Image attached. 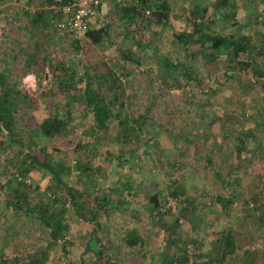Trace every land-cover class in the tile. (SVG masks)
<instances>
[{"label":"rangeland","instance_id":"374dc122","mask_svg":"<svg viewBox=\"0 0 264 264\" xmlns=\"http://www.w3.org/2000/svg\"><path fill=\"white\" fill-rule=\"evenodd\" d=\"M192 1L169 0L165 24L144 16L134 27L118 9L119 2L134 0H102L101 12L88 28L106 23V33L93 43L86 35L71 39L55 32L54 2L0 0V76L18 91L12 114L14 132L21 138L8 140L0 131V261L21 264L35 256L31 264H167L170 255L183 254L186 247L188 264H264V86L260 78L251 80L254 67L264 70V55H253L249 66L240 68L226 52L211 58L206 47L181 43L173 33L193 26L187 12ZM202 1L205 9L195 16L208 28L247 34L253 46H264V19L257 18L264 1ZM165 55L181 63L167 72ZM183 65L197 79L185 76ZM109 72L117 80L112 82ZM86 74L106 99L118 93L111 107L126 113L131 123L139 125L140 119L133 120L144 115V130L134 133V141L118 136L116 115L105 127L94 126L80 99ZM26 75L33 81H25ZM54 111L68 119L60 132L46 137L38 131V121ZM238 137L244 145L236 153ZM27 149L39 159L63 163L68 171H62L61 181L84 193L88 202L94 180L98 187H111L121 173L130 177L135 193L119 195L113 189V197L108 192L110 202L93 220L89 214L77 216L66 199L65 232L52 239L49 228L24 206L40 199L47 209L56 208L62 199L51 201L47 193L61 197L64 187L36 165L26 175L27 185L5 183L15 165L28 162ZM87 157L92 177L75 168L76 161ZM18 189L27 193L23 201L19 198L20 209L5 201L18 199ZM151 194L160 201L155 209L148 201ZM216 194L222 198L216 200ZM92 226L103 245L99 256L83 250ZM227 228L235 246L218 262L215 237ZM131 229L141 243L127 246L123 238ZM245 247L259 248L255 262L250 255L242 259Z\"/></svg>","mask_w":264,"mask_h":264},{"label":"trees","instance_id":"16d2710c","mask_svg":"<svg viewBox=\"0 0 264 264\" xmlns=\"http://www.w3.org/2000/svg\"><path fill=\"white\" fill-rule=\"evenodd\" d=\"M50 2H54L55 4H60L64 0H49ZM221 3L226 2L225 0H220ZM262 2L264 0H261ZM222 3V4H223ZM169 0H153L151 3L148 0H134L132 4H126L122 5L120 2L118 4V9L124 14V17L128 22H131L134 27L144 16L147 17V19H153V21L159 22V23H166L168 16L170 14V6H169ZM225 4V3H224ZM146 5L151 7V10H149ZM146 8H145V7ZM206 4L201 0H193L190 6V9H187V12L192 16V23L193 26L189 29L185 30H179L178 32H174L173 35L175 38H177L181 43H189L190 47H193L195 44H199L201 47H206L208 49V55L211 56V58L215 57V54H220L221 52H226L231 55V60L235 59V63L239 64L240 68H244L249 66L250 62L253 61V55H264V46L258 45L253 46V43H251L250 37L247 34H238L237 36L233 35L231 32H225V31H216L214 29L208 28L206 25H204L203 22H201L198 18H196V13L199 10H204ZM219 7V6H218ZM148 9V13H144V10ZM220 10V9H219ZM39 11H35V14H38ZM52 15L55 16V13L52 12ZM258 16L262 17L264 19V9H260V12H257V18ZM255 17V16H254ZM89 23V21H88ZM106 23H101L96 28H87L85 35L87 38H89L90 41L93 43L99 42L103 35L106 33ZM136 43L139 46H143V42L140 40H136ZM242 52L243 54H247V60H239L238 56ZM252 54L251 56L248 54ZM163 65L165 67V70L167 72H170L171 67L177 66L180 64V61H176L175 63H172L170 59L165 55L162 57ZM262 64V62H261ZM182 72L185 76L192 79H197L196 75H194L191 71L190 67H187V65L182 66ZM262 67L253 68V74L254 78H260L262 79L263 86H264V70L261 69ZM111 75V81H114V78L117 80V77L114 73L109 72ZM206 89H209V91H214L215 87H209V85L206 87ZM14 92H18L14 86L5 85L2 81V78L0 76V131L5 130V138L13 139V140H20L21 138L18 136V133L14 132V125H13V102L15 97H18V95H13ZM80 99L83 101L84 106L88 108L92 113V118L94 121L95 127H105L106 121L109 120L111 117L116 115L117 122L115 125L116 132L118 136L122 139V141H130L132 138H135L136 134L134 133H142L144 130V127H142L141 124H144V115L138 114V116L133 120L140 119L138 122L139 125H134L131 123L130 120H128V116L126 113H121L120 111L116 112L115 107H111L112 101L115 99H118V93L112 92V95L109 99H106L103 94L99 92L98 89L95 87H92L91 77L89 74H86V77L83 81V88L81 89L80 93ZM114 108V109H113ZM139 116L141 118H139ZM68 115H62L58 111H54L51 114H47L44 117H42L38 121L37 129L38 131L43 134L46 137H52L58 132H60L64 125L66 124ZM135 128L136 130L133 131L132 137H129L131 129ZM190 134V133H189ZM203 138H206L208 135V132L201 133ZM183 136V135H182ZM184 134V138H185ZM131 138V139H130ZM238 142L235 146L236 153L240 152L243 148L244 141L242 138H237ZM134 141V140H131ZM90 152V151H88ZM25 155L28 158V162L22 166L15 165L14 171H11L10 176L5 180L6 185H10L11 181H14L15 183H19L20 185H27L28 180L27 173L30 172V169L32 167L40 166L44 170H46L49 175L55 179V181L62 187H64L65 191L62 192L61 197H58L59 195H55V193H47L52 199L51 201L60 200L62 199V204L56 208L53 209H47V204H45L40 199L36 200L35 202H32L28 205H25V212L26 213H35L40 220V222L49 228V235L52 239L59 237L60 235L65 232L66 225L64 222V213L67 210V207H65V200L67 199L68 204L72 206V210L77 216H82L89 214L90 217L95 219V217L98 214V210H105L106 205L108 202H110L109 193L113 190H120L121 193L117 194H123L126 193L128 195H132L135 192L130 188L129 186V178L126 176V173H121L115 179L112 181L111 187H98L95 185L97 181H93L92 185H94L92 191H90V199L91 202L87 201V198L84 196V193L81 191H78L71 185H67L63 183L60 179V175L62 171L67 172L68 168L64 166L61 162H51L49 159L45 158L43 156L42 159H39L36 152L27 149V152L25 150ZM75 168L78 171H86L89 172L91 177L93 169H91V163L89 158L87 157L83 163L75 162ZM90 169V170H89ZM115 187V188H112ZM38 188V185L32 186V189ZM86 192V191H85ZM109 192V193H108ZM175 193L174 191L172 194ZM18 196V199H14L13 201H10L9 199H5L6 203L8 205L13 206V208L20 209L21 208V201L26 196V192L20 191L18 189L16 193ZM21 198V201L20 199ZM222 198L221 194H216L215 199L220 200ZM18 200V201H17ZM50 201V202H51ZM126 201V200H125ZM148 201L152 202L153 209L157 208L159 206V199H157L155 194H151L148 196ZM122 202V200H121ZM120 202V203H121ZM127 202V201H126ZM129 202V201H128ZM224 204V203H223ZM157 212L160 211L157 209ZM258 216V215H257ZM95 227L92 226L91 232L88 235L85 243H84V251H90L93 254L99 256L101 254L102 250V243L101 238L96 235L95 233ZM125 244L127 246H133L136 243H139L141 241L140 236L136 233L134 229L128 230L125 232V236L123 238ZM217 245L216 248L218 251L217 255L219 256L218 262L221 261L223 256H226L234 249L235 241L232 236V232L230 228L224 229L220 232H218V235L215 237ZM141 243V242H140ZM259 248L257 247H245L242 249V259H244V256L250 255L253 257L252 262H255V258L257 259ZM183 254H180L178 256L176 255H170L169 261L167 264H188L191 260L187 256L186 253V247L181 251ZM37 257L30 256L27 261L25 260L21 264H31L34 260H36ZM208 260H199L194 261L192 264H207ZM0 264H5V260L2 259L0 261ZM79 264H83V261H80ZM119 264V263H114Z\"/></svg>","mask_w":264,"mask_h":264},{"label":"built area","instance_id":"2783aa9c","mask_svg":"<svg viewBox=\"0 0 264 264\" xmlns=\"http://www.w3.org/2000/svg\"><path fill=\"white\" fill-rule=\"evenodd\" d=\"M101 1L102 0H64L60 4L53 5L52 12L55 13L53 17V27L55 32L59 35L68 36L71 39H78L84 36L88 28V21L101 12L99 10ZM144 13H148V9H145ZM30 76L32 75H26L24 80L27 82L33 81V76ZM251 80L253 81L255 78L251 77ZM168 204L169 203L166 202L164 205L167 206ZM190 246L187 248V252H191L192 247ZM190 254L191 253H187L189 259Z\"/></svg>","mask_w":264,"mask_h":264},{"label":"crops","instance_id":"0c3cea01","mask_svg":"<svg viewBox=\"0 0 264 264\" xmlns=\"http://www.w3.org/2000/svg\"><path fill=\"white\" fill-rule=\"evenodd\" d=\"M100 8H101V6H100ZM34 12V11H33ZM92 20V18L89 20V22ZM111 194V193H110ZM111 195H113V197L115 196L114 194H111ZM127 202H128V200H127Z\"/></svg>","mask_w":264,"mask_h":264},{"label":"clouds","instance_id":"9594fccd","mask_svg":"<svg viewBox=\"0 0 264 264\" xmlns=\"http://www.w3.org/2000/svg\"><path fill=\"white\" fill-rule=\"evenodd\" d=\"M79 39V38H78Z\"/></svg>","mask_w":264,"mask_h":264}]
</instances>
